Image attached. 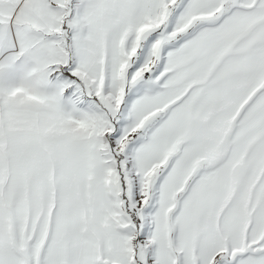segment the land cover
Returning <instances> with one entry per match:
<instances>
[{
    "label": "snow or ice",
    "instance_id": "snow-or-ice-1",
    "mask_svg": "<svg viewBox=\"0 0 264 264\" xmlns=\"http://www.w3.org/2000/svg\"><path fill=\"white\" fill-rule=\"evenodd\" d=\"M0 264H264V0H0Z\"/></svg>",
    "mask_w": 264,
    "mask_h": 264
}]
</instances>
